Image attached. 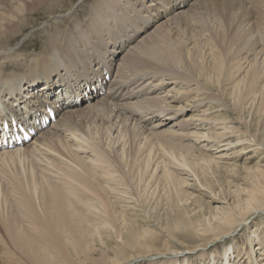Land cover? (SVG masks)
Returning a JSON list of instances; mask_svg holds the SVG:
<instances>
[{"label": "rangeland", "instance_id": "rangeland-1", "mask_svg": "<svg viewBox=\"0 0 264 264\" xmlns=\"http://www.w3.org/2000/svg\"><path fill=\"white\" fill-rule=\"evenodd\" d=\"M23 1L0 0V15L24 17L18 28L22 31L16 37L5 35L2 44L15 45L18 55L29 61L36 54H46L45 37L58 24L63 31L87 20L86 12L94 0H25V5ZM55 2L59 8L53 11ZM250 6L253 10L247 14L230 16L226 28L220 26L223 21L213 10L197 18L181 13L178 27L164 26L165 34L149 62L156 68L167 65L166 69L190 79L180 78L188 80L184 84L163 76L165 86L153 95L166 96L169 101L185 96L173 104L178 108L191 105L176 119L158 118L164 124L157 128L159 132L149 134L141 147L137 137L125 132L122 125L113 133L104 130L102 184L106 188L88 186L92 187L88 194L78 196L97 204L101 223L85 226L75 217L78 227L97 232L89 237L88 246L75 236L71 238V247L66 248L71 252L68 264H226L225 254L230 256V264H256L254 258L264 264V31L259 30L264 24V0H252ZM184 47H188V58ZM59 48L62 46L53 51ZM29 66L27 62L15 66L22 70L9 68L6 72L0 67V72H5L0 76L15 70L21 73ZM153 79L146 82L161 83L162 77ZM186 90H191L190 94ZM183 119L193 123L192 127L178 129L176 123ZM142 124L149 126L145 121ZM31 143L7 149H20L12 152L13 159L0 157V192L9 188L14 174L34 171L49 179L52 175L47 173L46 161L55 167L63 165L57 163L61 161L59 149L75 141L64 140L58 150L45 148L37 155L27 152ZM93 188L99 193L94 194ZM8 190V199H14ZM4 198L0 193V208L5 210ZM78 212L95 218L91 206Z\"/></svg>", "mask_w": 264, "mask_h": 264}, {"label": "bare ground", "instance_id": "bare-ground-1", "mask_svg": "<svg viewBox=\"0 0 264 264\" xmlns=\"http://www.w3.org/2000/svg\"><path fill=\"white\" fill-rule=\"evenodd\" d=\"M37 1L32 0L34 3ZM251 1L94 0L86 12L87 20L76 23L74 29L64 27L63 31L58 24L52 34L48 35L49 38L45 37V44H48L44 48L46 54H36L29 61L18 55L15 45L2 44L5 35L14 34L12 37H16L22 31L18 28L24 17L13 19L10 15H0V67L6 72L9 68L22 70L23 68L15 66H26L27 62L30 64L29 68L26 67L21 73L15 70L0 76V151H2L0 157L9 155L13 159L12 152H21L20 149L7 150L15 130L36 131L32 136L33 143L15 142L14 146L31 143L27 146V152L36 155L39 150L45 148L52 151L51 149L55 147L58 150L57 147H62L64 140L75 141L74 145L59 149L62 154L57 155L61 160L57 163L63 165L56 164L55 167L49 159V162L46 161L47 164L43 163L47 173L52 175L49 179L34 171L30 174L21 172L20 175L14 174V178L11 177L8 184L14 199H8L9 195L6 194L9 192L8 189L0 192L6 199L4 204L6 209L0 208V264H49V262L60 264L56 263L57 261L68 264L71 261L69 256L71 252L66 251V248L71 247L72 237L75 236L79 243L85 242V246L89 245V237L95 236L97 229L95 234H91L90 228L78 227L76 219L80 217L79 221L83 225L91 227L93 224L101 223L99 216L102 214L98 211L96 203L78 196L85 197L92 188L88 186H98L97 190L106 188L102 184L104 132L113 133L122 125L125 132L137 137L141 147L142 142H147L149 134L159 132L157 130L164 124L157 121L158 118L166 116L163 119L166 121L176 119L177 115H183L186 107L191 105L185 104L178 108L173 104L174 101H182L185 96L169 101L166 96L157 93L153 95L158 87L162 89L165 86L163 76L175 79V83L185 84L188 80L185 82L183 79H190L176 71L166 69L167 65L163 67L158 64L156 68L154 63L149 62L153 61L149 58L152 50L165 34L163 31L167 28L164 29V26L167 24L171 28L178 27L180 25L178 15L181 13H189L197 18L214 11L223 21L220 26L226 28L230 16L240 17L253 10L250 6ZM23 4L25 5V0ZM57 5L58 2L53 4V11L59 8ZM70 14L71 12L67 16ZM169 14L172 15L155 29L144 34ZM80 26L82 30L77 31ZM259 30L264 31V24L259 26ZM159 31L161 34H157ZM209 31L214 36L211 28ZM239 32L241 33L240 30ZM137 38L139 39L132 44ZM60 45L62 48L53 51ZM187 48L184 47L183 52L188 58ZM215 66L216 69H221L219 60ZM157 77H162L161 83L146 82ZM180 78H183V81ZM191 90H186V94L188 92L190 94ZM80 105L82 108H79ZM47 107L55 113L56 120L43 127L37 120L46 114ZM5 120L10 126L8 130H5L2 124ZM143 121L149 126L142 124ZM188 123V120L183 119L176 125L179 126L178 129L184 130L192 127L193 123ZM24 159L26 161V158ZM166 170L164 169V172L171 175L169 169ZM24 171L27 172L26 169ZM181 180L182 178L179 181ZM97 190L93 188L92 192L97 194L99 193ZM86 205L95 211L93 214L95 218L86 214L82 216L78 212L84 210ZM78 246L81 247L80 244ZM72 249L79 253L75 247ZM252 254L253 252H250L251 256ZM262 254L264 255L263 251ZM224 256L226 264H230V256L227 254ZM254 260L259 264L256 258Z\"/></svg>", "mask_w": 264, "mask_h": 264}]
</instances>
